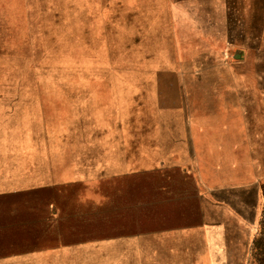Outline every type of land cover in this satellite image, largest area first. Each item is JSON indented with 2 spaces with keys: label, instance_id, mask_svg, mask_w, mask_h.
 Instances as JSON below:
<instances>
[{
  "label": "rangeland",
  "instance_id": "rangeland-1",
  "mask_svg": "<svg viewBox=\"0 0 264 264\" xmlns=\"http://www.w3.org/2000/svg\"><path fill=\"white\" fill-rule=\"evenodd\" d=\"M226 1L0 0V264H264V179L257 203L209 205L176 169L76 172L113 126L88 96L135 92L143 127L167 86L264 87V0ZM194 18L232 24L233 44L203 54Z\"/></svg>",
  "mask_w": 264,
  "mask_h": 264
},
{
  "label": "crops",
  "instance_id": "crops-1",
  "mask_svg": "<svg viewBox=\"0 0 264 264\" xmlns=\"http://www.w3.org/2000/svg\"><path fill=\"white\" fill-rule=\"evenodd\" d=\"M222 1L212 0L214 11L227 6V1ZM186 24L191 30L189 42L200 46L203 54H215L223 46L233 44L232 24L197 18ZM182 39L185 38L177 35L178 42ZM202 88L209 90L201 91ZM202 88L185 84L167 86L171 95L155 97L160 123H144L143 127L136 118L135 92L125 87L114 88L105 91L109 95L86 97L87 101H103L114 107L113 126L98 128L95 146L90 145L83 152L95 157L89 166L76 172L115 175L176 169L194 180L205 204H247L252 197L257 203L264 179V115L255 113L246 94L264 93V87L258 86L256 90L233 85ZM126 102L132 104L134 111L124 120L118 114ZM158 127L160 132H155ZM138 158L143 163L138 164Z\"/></svg>",
  "mask_w": 264,
  "mask_h": 264
}]
</instances>
